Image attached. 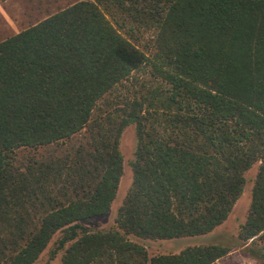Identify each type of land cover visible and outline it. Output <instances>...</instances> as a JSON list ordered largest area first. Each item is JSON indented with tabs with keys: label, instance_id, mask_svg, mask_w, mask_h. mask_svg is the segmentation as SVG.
<instances>
[{
	"label": "trees",
	"instance_id": "1",
	"mask_svg": "<svg viewBox=\"0 0 264 264\" xmlns=\"http://www.w3.org/2000/svg\"><path fill=\"white\" fill-rule=\"evenodd\" d=\"M130 126L117 228L90 231ZM256 164L242 246L264 241V0H84L0 42V264H35L57 234L62 264H215L231 249L150 258L130 237L214 232Z\"/></svg>",
	"mask_w": 264,
	"mask_h": 264
},
{
	"label": "rangeland",
	"instance_id": "2",
	"mask_svg": "<svg viewBox=\"0 0 264 264\" xmlns=\"http://www.w3.org/2000/svg\"><path fill=\"white\" fill-rule=\"evenodd\" d=\"M84 0H0V41L13 36L48 16L70 5ZM137 137L135 126L128 127L121 138L120 150L124 157V173L115 202L108 215L84 222L90 231L116 229V218L133 182L132 163L135 161ZM33 151L29 149L18 152L19 158L27 156ZM42 152V151H40ZM256 164L246 174V186L243 195L237 201L228 220L215 229L214 232L199 236L174 240H142L134 236L130 240L146 247L149 257L160 255H175L189 247L202 245H222L231 252L215 264H264V241L256 240L242 246L238 239L241 225L246 222L252 199V189L258 173ZM60 237L57 234L40 259L35 264H62L64 251L52 256L56 248L55 242Z\"/></svg>",
	"mask_w": 264,
	"mask_h": 264
},
{
	"label": "crops",
	"instance_id": "3",
	"mask_svg": "<svg viewBox=\"0 0 264 264\" xmlns=\"http://www.w3.org/2000/svg\"><path fill=\"white\" fill-rule=\"evenodd\" d=\"M70 6H71V5H70ZM68 7H69V6H68ZM59 11H60V10H59ZM39 22H40V21H39ZM36 24H37V23H36ZM34 25H35V24H34ZM23 30H24V29H23ZM10 37H11V36H10ZM6 38H8V37H6ZM6 38H5V39H6ZM3 40H4V39H3ZM3 40H2V41H3ZM0 42H1V41H0Z\"/></svg>",
	"mask_w": 264,
	"mask_h": 264
}]
</instances>
